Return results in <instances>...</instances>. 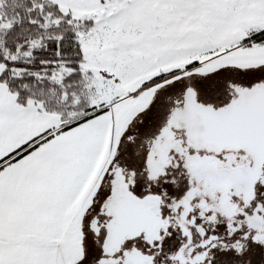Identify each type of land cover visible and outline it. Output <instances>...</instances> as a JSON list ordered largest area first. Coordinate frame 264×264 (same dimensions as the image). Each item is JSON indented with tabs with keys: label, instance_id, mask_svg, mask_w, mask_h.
Returning a JSON list of instances; mask_svg holds the SVG:
<instances>
[{
	"label": "snow or ice",
	"instance_id": "obj_1",
	"mask_svg": "<svg viewBox=\"0 0 264 264\" xmlns=\"http://www.w3.org/2000/svg\"><path fill=\"white\" fill-rule=\"evenodd\" d=\"M0 264H264V0H0Z\"/></svg>",
	"mask_w": 264,
	"mask_h": 264
}]
</instances>
